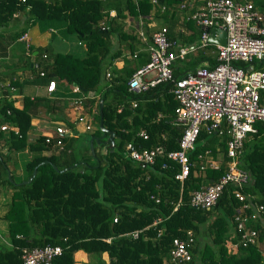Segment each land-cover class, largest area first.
Returning a JSON list of instances; mask_svg holds the SVG:
<instances>
[{"label": "trees", "instance_id": "obj_1", "mask_svg": "<svg viewBox=\"0 0 264 264\" xmlns=\"http://www.w3.org/2000/svg\"><path fill=\"white\" fill-rule=\"evenodd\" d=\"M104 1L0 0V25L14 12L28 7L31 21L59 24L65 35L74 33L84 41L83 56L69 52L47 56L49 52L43 51L40 53L47 57V62L38 65L47 78L55 76L85 88L89 95L84 104L88 110L95 109L96 120L100 101L102 125L113 131L111 147L103 141H93L92 151L89 136L99 137L102 133L97 125L90 135H82L80 142L63 137L60 148L45 143L42 135L29 141L27 130L38 98L23 97L21 107L6 98L0 99V123L16 127V132L0 129V144L6 148V153L0 152V188L10 189L2 215L9 243L0 242V264H20V247L47 243L62 248L54 257V264H74L73 252L77 249L93 254L99 264H162L172 237L184 236L187 229L194 237L188 264H264L262 228L258 244L232 246L237 235L231 217L238 204L230 192L232 185L227 184L209 208L189 204L192 190L216 180L225 169L221 163L199 169L197 155L208 150L211 156L218 151L224 156L226 136L200 130L193 149L187 153L191 164L182 180L175 178L178 164L172 160L157 157L153 163L142 165L125 154L127 142L134 148L155 144H162L165 149L177 148L181 126L171 123L176 99L169 90V81L159 82L143 92H132L126 85L129 68H110L109 79L104 78L103 70L121 53L122 40L127 41L129 49L136 43L135 33L123 29L127 15L146 19L149 14L156 20L175 18L176 24H166L167 33L181 38L179 12L173 5L181 0H158L166 4L163 11L150 0H111L116 9L114 15L108 14L109 7ZM250 1L264 10V0ZM101 20L103 28L99 25ZM184 25L188 30L185 41L190 44L193 29L199 30L190 20ZM171 26L176 27L173 30ZM147 35L150 36V31ZM181 72L175 62L173 74ZM259 96L264 104V89ZM41 99L47 103L45 98ZM131 100H135L134 106ZM68 125L73 129L72 123ZM255 126V131L243 140L238 166L250 175L242 190L252 195L253 202L264 204V128L258 123ZM140 129L146 132V137L137 134ZM105 137L106 133L100 139ZM22 149L29 154L25 162L27 177L34 166L36 170L28 182L16 183L7 165L8 152ZM162 162L167 165L162 167ZM66 166L70 167L62 170ZM150 194L158 200L154 201ZM133 230L137 231L135 236L131 234ZM103 252L107 254L105 260L101 258Z\"/></svg>", "mask_w": 264, "mask_h": 264}, {"label": "built area", "instance_id": "obj_2", "mask_svg": "<svg viewBox=\"0 0 264 264\" xmlns=\"http://www.w3.org/2000/svg\"><path fill=\"white\" fill-rule=\"evenodd\" d=\"M150 2L159 11L166 7L165 3H159L158 0ZM173 5L179 12V32L183 30L182 23L192 21L199 30V43L188 44L170 37L166 24L158 25L150 32V36L139 32L141 39L148 37V59L131 71L126 85L129 91L143 92L159 82H170L169 90L176 99L171 123L181 126L178 146L165 149L162 144H155L147 148H134L127 142L125 154L144 165L153 163L157 157L172 160L178 164L174 176L182 180L191 164L187 153L193 149L199 131L226 136L223 173L216 180L192 190L189 204L209 208L215 204L223 188L227 184L232 185L230 192L238 201L231 217L237 235L232 246L257 244L259 228L255 221L261 218L264 225V204L253 202L252 195L242 190L249 182L250 175L238 166V158L244 138L256 129L255 123L264 128V104L260 102L259 96L260 90L264 89V69L255 66L264 61V10L257 8L250 0H181ZM108 13L112 15L114 11L109 9ZM99 25L103 28L104 21L101 20ZM211 27L225 30L224 43L207 40ZM20 38H25V33ZM207 44L214 46V62L211 65H197L180 74H173L177 59L185 58L188 51ZM38 73L44 75L42 70ZM104 76L109 79L110 73L106 71ZM45 89L47 93L55 89L53 78L47 80ZM70 90L76 93L70 101L78 110L74 121L82 122L85 129H90L92 117L82 111L87 108L84 99L89 92L81 90L76 83L70 85ZM135 103V100H131L132 106ZM0 129L16 132V127L7 122L0 123ZM67 132H70V128L58 123L52 131L43 134L44 142L60 148ZM137 134L146 137L143 129L138 130ZM197 157L199 169L219 165L213 161L208 150ZM166 165V162L161 163L162 167ZM149 197L158 200L154 194ZM115 220L116 216L113 217ZM136 233V230L131 231L133 236ZM193 240L190 229L182 237H172L168 256L163 258L162 264H188ZM61 250L59 244L48 243L20 247V264H54L53 259Z\"/></svg>", "mask_w": 264, "mask_h": 264}, {"label": "crops", "instance_id": "obj_3", "mask_svg": "<svg viewBox=\"0 0 264 264\" xmlns=\"http://www.w3.org/2000/svg\"><path fill=\"white\" fill-rule=\"evenodd\" d=\"M104 3L109 9L116 12V9L112 7L114 1L105 0ZM27 12L28 7H24L22 11L13 13L7 22L0 25V99L6 98L7 100H11L14 106L21 107L23 97L29 96L38 98L35 113L30 118L31 126L27 130V140L32 141L38 135H43L45 132L52 131L54 125L58 123L69 128L68 123L70 122L73 124V129H70V132H67L66 136L73 137L77 141L79 132L87 131L90 134L94 131L96 125L91 122V128L85 129L82 122L76 123L74 121L78 110L70 103L71 97L73 94H76L70 90L71 83L53 76L55 89L51 93H47L45 89L47 77L39 75L37 71L39 67L38 64L42 65L44 62H47V57H43L40 52H49L47 56L54 52H69L81 57L85 53L84 41L79 39L74 33L65 35L62 32V26L59 24L38 20L31 21L30 17L27 16ZM123 21V29L135 33L136 43L132 49H129L126 47L127 41L122 40L119 43L121 53L112 60L110 66L104 68V73L106 71L111 73L110 68L112 67L125 70L129 68L132 71L148 59L146 44L148 37L145 36L146 39H141L138 34L142 31L147 35V30H153L158 26L156 23L157 20L148 14L146 19L127 15ZM151 26H153L152 29H150ZM175 27L176 26L173 27V30ZM182 29V37L178 38V40L189 44V42L185 41L188 30L184 24L182 25ZM23 33L26 35L25 38L22 39L20 36ZM112 41H114L113 37ZM192 43L194 42L192 41L190 44ZM195 49L197 53L192 54L193 60L187 57V54L193 52L188 51L189 53L187 52L185 55V61H188L185 67L181 69L182 71L192 69L197 65L214 62V52H212L211 49L208 51L201 48ZM176 62L178 63L179 59H177ZM12 81H15V83L11 84ZM67 94L70 95L66 97ZM41 98H45L47 103L43 102ZM94 110L95 109L92 107L88 111H86L85 108L82 111L88 112L92 117ZM0 146L3 152L6 153L5 146L1 144ZM16 153L22 157V160L18 165L17 161L15 165H13L14 161H12L11 155H9L7 165L9 170L12 169L21 180H24L27 177L25 162L28 160L29 154L26 149H22ZM17 158L18 156L15 157V160H17ZM212 158L213 161L218 164L224 163L225 160L222 152L219 151L216 152L215 156H212ZM3 190L4 189L0 190V208L2 207V211H0V242L8 244V238L5 234L6 223L2 215L10 199V189ZM255 222L258 228H264L261 218H257ZM1 229H3L4 232ZM73 257L74 264H99L93 254L89 255L81 249L75 250L73 252ZM101 258H103V260L107 259V254L105 252L101 253Z\"/></svg>", "mask_w": 264, "mask_h": 264}, {"label": "rangeland", "instance_id": "obj_4", "mask_svg": "<svg viewBox=\"0 0 264 264\" xmlns=\"http://www.w3.org/2000/svg\"><path fill=\"white\" fill-rule=\"evenodd\" d=\"M157 25H159V24H162V23H165V24H168V25H172V24H176V19L175 18H173V19H165L164 20V18H162V19H159V20H157ZM132 27V26H131ZM172 27V26H171ZM133 28V27H132ZM153 28V26H151V28L150 29H152ZM173 28V27H172ZM149 31H151V30H147V33L149 32ZM184 31H185V29H184ZM187 31V30H186ZM190 37H192L193 38V42H194V44L195 45H197L199 42H198V31H197V29L195 28V29H193V33H191L190 34ZM185 43V42H184ZM201 49H203V50H205V51H208L209 49H211L212 50V52H214V46H212V45H207V46H205V47H202ZM195 51H197L196 49H192V50H190L189 52H193V53H189V54H187V57L190 59V60H193V55L192 54H196L197 52H195ZM179 64V69L181 70V69H183L184 67H185V64H186V61H185V59L184 58H182V59H179V62H178ZM70 94H67L66 95V97H68ZM74 95H76V94H73V96ZM94 114H95V110H94V112H93V115H92V118H91V122H93L95 125H97V120H96V117L94 116ZM91 115V114H90ZM54 123H58V122H54ZM84 134H89V132H87V131H85V132H79V137L77 138V141H81V136L82 135H84ZM90 135V134H89ZM91 136H97V135H94V134H92ZM100 136V135H99ZM81 137V138H80ZM89 138H90V136H89ZM89 138H88V140H89ZM81 145H82V143H81ZM6 150V149H5ZM0 152H2L3 154H4V152H3V150H2V147L0 146ZM8 155H11V158H12V161H14L13 162V165H15V163H16V161H17V165L19 164V162L22 160V157L20 156V155H18V153H16V152H8ZM16 156H18V158H17V160H15V157ZM21 158V159H20ZM12 161H11V163H12ZM14 167V166H13ZM13 169H16V168H13ZM10 172H11V174H12V178L14 179L13 181H15V182H19L20 180H21V178L18 176V175H16L13 171H12V169L10 170ZM22 181V180H21ZM2 189H4L3 191H5V190H7L8 189V186H5L4 188H0V190H2ZM0 211H2V207L0 208ZM3 228H4V220H3ZM3 232H4V230L3 229H1Z\"/></svg>", "mask_w": 264, "mask_h": 264}, {"label": "water", "instance_id": "obj_5", "mask_svg": "<svg viewBox=\"0 0 264 264\" xmlns=\"http://www.w3.org/2000/svg\"><path fill=\"white\" fill-rule=\"evenodd\" d=\"M214 32H217V35H214ZM207 40L209 42H217V43H224V40H225V30L224 29H219L218 27L216 28H213L211 27L210 29H208V36H207ZM72 84H75V82H72ZM81 90L85 91V88H81ZM98 114H99V117H98V128L101 130V135L100 137H97V136H90L89 140H88V146L90 148V150L92 151L93 148H92V145H93V141L95 142H99V141H103L104 143H106V145L108 147H111L112 144H113V131L112 130H109L107 128H105L103 125H102V117H101V103L99 101V104H98ZM106 133V137L105 139H100L101 136H103L104 134ZM53 167L55 168V164H52ZM74 165V164H73ZM142 165H144V163H142ZM70 166H66L64 168H62V170L66 169V168H69ZM35 170H36V166H34L32 168V171L30 173V175L20 181V182H28L34 175L35 173Z\"/></svg>", "mask_w": 264, "mask_h": 264}, {"label": "clouds", "instance_id": "obj_6", "mask_svg": "<svg viewBox=\"0 0 264 264\" xmlns=\"http://www.w3.org/2000/svg\"><path fill=\"white\" fill-rule=\"evenodd\" d=\"M109 10V9H108ZM15 13V12H14ZM109 14V13H108ZM114 14H115V12H114ZM114 14H112V15H114ZM109 15H111V14H109ZM163 24V23H162ZM160 25V24H159ZM152 31V30H151ZM26 35V34H25ZM23 39V38H22ZM42 56L44 57V55L42 54ZM262 62H264V61H262ZM262 62H259V63H256L255 64V66L257 67V64H261ZM258 68H262V69H264V64L261 66V67H258ZM39 70H42V69H40L39 67H38V71ZM38 71H37V73H38ZM43 71V70H42ZM44 72V71H43ZM39 74V73H38ZM41 76H44V75H41ZM49 78H52V77H49ZM49 78H47V80L49 79ZM72 84V83H71ZM85 105V104H84ZM85 106H87V105H85ZM86 109V111H88V107L87 108H85ZM88 113V112H87ZM98 121V120H97ZM75 124V123H74ZM97 124H98V122H97ZM70 128V127H69ZM71 129V128H70ZM43 136V135H42ZM65 137V136H64ZM258 244V243H257Z\"/></svg>", "mask_w": 264, "mask_h": 264}]
</instances>
